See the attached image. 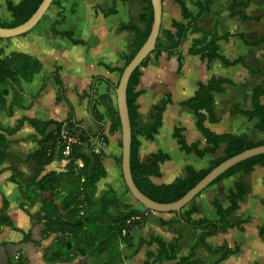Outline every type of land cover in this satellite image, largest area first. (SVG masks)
Masks as SVG:
<instances>
[{
  "label": "crops",
  "instance_id": "obj_1",
  "mask_svg": "<svg viewBox=\"0 0 264 264\" xmlns=\"http://www.w3.org/2000/svg\"><path fill=\"white\" fill-rule=\"evenodd\" d=\"M21 1L0 0V21L12 20L7 2L17 5ZM201 1L204 0H162L157 43L167 45L165 31H174L171 27L173 21L185 22L179 3L195 15L198 12L195 4ZM59 11L64 21L55 29L69 32L70 38L50 32ZM143 13L142 0H57V5L50 6L25 36L0 41V48L5 53L27 54L40 65L31 80L21 82L23 108L16 109L12 117L1 113L0 124L14 127L22 117L62 123L71 120L86 137L81 145V152L85 155L90 154L92 142L104 134L107 147L101 155V163L106 176L97 183L93 200L98 206L102 195L112 189L120 201L109 207L113 215L122 206L138 211L143 207L137 205L125 191L120 166L114 161V157L120 154L119 135L108 131L109 121L99 98L102 95L112 98V85L119 78L115 69L123 67L125 58L132 51L135 38L132 29L143 31L146 27L140 19ZM196 26L200 31L188 32L176 52L153 51L140 67L142 76L137 86L140 91L137 99L139 127L149 126L152 123V108L161 100L168 101L161 115L162 125L154 138L148 140L142 135L137 136L141 163H146L154 154L166 156L159 165L160 176L150 177L158 185L171 183L183 176L185 166L204 169L223 153L225 144L221 143L215 154L199 158L192 152L182 151L174 135L179 130L187 144L199 142L200 147L205 146L204 138L195 128L194 114L183 104L192 97L201 82L206 83L211 78L229 81L214 93L213 108L217 120H206L204 126L207 129L218 134L246 135L253 141L264 140V130L256 128L257 118L248 119L233 112L234 106L241 110L251 109L255 86L261 85L264 90L263 77L252 73L264 62V42L257 46L253 44L264 36V0H214L210 9L198 16ZM212 33L220 38L218 53L235 63L226 66L219 60L208 61L200 54L189 53L194 42H202L205 34ZM56 76L62 83L63 98L59 100L56 99ZM260 104L264 107V96L260 97ZM53 129L50 127L48 132ZM35 134L31 126L24 124L7 137L10 156L0 166V217H7L11 227H4L0 232V243H5L0 246V264H10L18 257L25 264H98L90 255L77 256L66 263H51L44 258L46 252L66 256L74 246L69 234L62 236L45 229L44 213L41 211L46 202L58 204L65 196L66 188L57 186L54 194L42 192L36 200L31 195L35 200L31 203L23 192L28 184H22L21 190L18 186L21 178L32 180L37 170L32 162L26 161L38 149L33 139ZM78 161L77 166L80 167ZM64 164L65 161L55 151L37 180L47 173L64 172ZM17 173L22 177H18ZM238 192H242L236 200L238 207L226 216L225 228L205 238L212 249L225 246L231 253L219 261L218 254L199 246L189 260L191 264H264L263 166L256 165L249 173L236 172L210 184L182 210L193 207V220L218 223L217 207L228 208ZM172 220L175 221L174 228L180 232L175 257L158 260L156 239L169 243L175 237L165 225ZM203 231H212V228H193L183 224L176 213L151 211L130 237L128 246L119 243L121 264H182L180 260L189 255ZM12 264L15 263L12 261Z\"/></svg>",
  "mask_w": 264,
  "mask_h": 264
},
{
  "label": "trees",
  "instance_id": "obj_2",
  "mask_svg": "<svg viewBox=\"0 0 264 264\" xmlns=\"http://www.w3.org/2000/svg\"><path fill=\"white\" fill-rule=\"evenodd\" d=\"M142 1L144 4V13L140 19L145 23L146 27L143 31L132 29L135 32L132 51L130 55L125 58L123 67L145 41L150 29L152 17L150 2L149 0ZM40 2L41 0H22L17 5L7 2L6 5L11 12L12 20L10 22L0 21V27L10 28L23 23L35 11ZM213 2L214 0L196 2L195 5L198 8V12L195 15L190 13L182 3H179L181 16L185 22L173 21L171 27L174 31H165L167 45L156 43L154 52L161 50L166 51L168 54L176 52L188 32L200 31L196 26V20L202 12L210 9ZM55 5H57V0H53L51 4V6ZM63 21L64 16L61 11L57 12L55 20L51 24L50 32L53 35L56 34L70 38L71 34L69 32H58L55 29V27ZM23 36H25V34L21 35V37ZM10 39L11 38L7 40ZM1 40L2 39H0V41ZM219 40L220 38L214 33L205 34V39L202 42L193 43L192 47L189 49V53L200 54L202 59H207L208 61L219 60L222 64L230 66L235 62H229L218 53ZM262 42H264V36L260 37L253 44L257 46ZM146 59L147 57L142 61L141 65L132 72L126 88V103L131 129L130 172L136 187L145 196L157 202L174 201L181 197L220 162L245 149L264 144V140L253 141L246 135H233L229 133L218 134L211 132L204 126L206 120L209 122H215L217 120L213 108L214 93L220 90L223 83L229 82L224 78H211L206 83H199L192 97L183 102L184 106L194 114L195 128L204 138L205 146L200 147L199 142L187 144L180 135L179 130H176L174 135L177 137L180 149L186 153L192 152L195 156L202 158L205 155L215 154L219 145L223 143L225 147L222 155L212 160L204 169L195 170L191 166H185L184 175L171 183L159 185L153 183L150 177L157 178L160 176L159 165L165 160L166 156L159 153L154 154L146 163H141L138 159V147L140 143L137 136L142 135L148 140L154 138L162 125L161 115L168 101L167 99L161 100L159 105L152 108V114L150 115L152 123L149 126L144 128L139 127L137 121V99L140 95V91L137 90V86L142 76L140 67L144 65ZM123 67L115 69L118 75L121 74ZM39 68V63L33 57L20 52L5 53L4 50L0 48V114L4 113L7 117H12L16 109L23 108L21 82L31 80L34 74L38 72ZM252 73L262 76L264 82V62L260 68L252 71ZM54 82L57 86L56 99L59 100L63 98L62 83L57 76L54 78ZM117 82L118 80L112 85L113 91ZM261 96H264V90L261 85H257L252 90L251 109L241 110L237 106H234L233 112L242 114L248 119L257 118L258 122L256 128L262 131L264 130V107L260 104ZM99 99L101 101L100 104L105 108V115L109 121L108 131L110 133H115L120 129L115 99L107 95H102ZM61 123L62 122L53 120L41 121L35 118L22 117L14 127H5L0 124V166L5 158L10 156L7 150L9 145L7 137L21 129L24 124L31 126L36 133L33 139L38 145V149L29 155L26 161L32 162L37 167V170L30 181L23 180L21 174L17 173V176L21 178L20 185L18 186L21 190L22 184H28L27 189L23 192L31 203L35 202L42 192H53L54 194L57 186L63 185V187L66 188L65 196L60 198L58 204L46 202L42 205L41 211L44 213L43 219L45 220V229L51 233H57L62 236L69 234L71 243L74 246L70 248L72 252H69L66 256L61 253L51 252L49 254L46 252L44 258L47 262L51 263H66L77 256L84 257L85 255H90L94 259L93 261H96L98 264H121L122 258L121 252L118 249L119 243L121 242L128 246L130 242V237L127 233L123 234L122 231H126L127 229L126 221L139 212L136 209H128V207L122 206L120 211L114 215L111 214L109 212V207L120 202L119 199L115 197L112 189H108L102 195L98 206H96L93 198L97 190V183L106 176V172L101 163V155L94 154L92 151L89 155H85L81 152V145H74L68 157H62L58 152V155L65 161L63 166L64 172L58 174L47 173L37 180V177L44 170L45 166L50 163L52 155L56 151L55 138ZM66 123L70 127H75V122L71 120H68ZM50 127L54 129L48 132ZM77 130L79 131L81 141L84 142L86 139L84 133L79 129ZM118 147L120 148V141L118 142ZM78 160L82 162L81 167L77 166ZM114 161L116 165L120 166V154L114 157ZM256 165L264 167V154L237 163L223 172L211 184L236 172L249 173ZM82 178L83 180L81 182ZM11 179L14 181L15 177L12 176ZM125 191L127 192L126 188ZM242 192L236 194L228 208L222 209L221 207H217L219 215L218 223L201 219L193 220L191 218V214L195 211L193 207L182 210L178 214L181 222L187 226L202 228L204 230L212 228V231H203L198 236L189 255L180 260L182 264H191L189 260L193 256L194 250L199 246L205 248L210 253L218 254L219 261L223 260L231 253V250L225 246L212 249L207 245L205 238L225 228V218L238 207L236 200L241 196ZM31 195H33L35 200H33ZM174 222L173 220L165 222V225L175 235L169 243H164L162 240L156 239L159 246L158 260L175 257V250L178 247L180 232L174 228ZM4 227L10 228L11 225L7 217L1 216L0 232ZM25 240L27 241V238ZM4 245L5 243H0V246ZM71 253L72 257L70 256ZM12 261L15 264H25V261L19 257L15 261L12 259L10 264H12Z\"/></svg>",
  "mask_w": 264,
  "mask_h": 264
},
{
  "label": "water",
  "instance_id": "obj_3",
  "mask_svg": "<svg viewBox=\"0 0 264 264\" xmlns=\"http://www.w3.org/2000/svg\"><path fill=\"white\" fill-rule=\"evenodd\" d=\"M52 2L53 0H41L35 11L23 23L10 28L0 27V39L19 37L28 33L38 24L44 14L48 11ZM149 2L152 17L148 35L129 62L123 67L116 87L114 88L115 107L120 125V129L118 130L120 135V170L125 188L129 196L135 201V203H137V205L153 212L179 214L181 210L184 209L201 191L208 187L227 169L248 158L264 154V144L245 149L220 162L181 197L174 201L157 202L140 192L136 187L130 172L131 129L126 103V88L132 72L141 65L142 61L145 60L152 51H154L157 43L161 24L162 0H149Z\"/></svg>",
  "mask_w": 264,
  "mask_h": 264
},
{
  "label": "built area",
  "instance_id": "obj_4",
  "mask_svg": "<svg viewBox=\"0 0 264 264\" xmlns=\"http://www.w3.org/2000/svg\"><path fill=\"white\" fill-rule=\"evenodd\" d=\"M105 138L104 134H100L98 139L95 140L94 143L92 142L91 151L94 154L102 155L106 150L107 142ZM77 144L82 145L83 142L80 139L79 131L76 129V127H70L66 122L61 123L55 138L56 151L59 152L62 157H68L71 153L72 146ZM78 164L80 167L82 166L79 161ZM138 212V214L130 217L126 221L127 229L126 231H122L123 234L127 233V235L131 237L133 233L137 231V229L142 225L146 215L151 211L143 208V210Z\"/></svg>",
  "mask_w": 264,
  "mask_h": 264
},
{
  "label": "rangeland",
  "instance_id": "obj_5",
  "mask_svg": "<svg viewBox=\"0 0 264 264\" xmlns=\"http://www.w3.org/2000/svg\"><path fill=\"white\" fill-rule=\"evenodd\" d=\"M112 98L115 99L114 94L112 95ZM116 132H117V134L119 135L118 131H116ZM104 138H105V135H104ZM119 138H120V135H119ZM105 140H106V138H105ZM106 142H107V140H106ZM102 155H103V154H102Z\"/></svg>",
  "mask_w": 264,
  "mask_h": 264
}]
</instances>
